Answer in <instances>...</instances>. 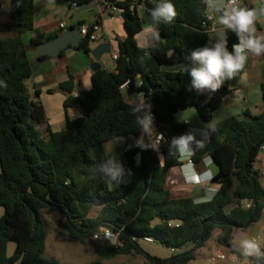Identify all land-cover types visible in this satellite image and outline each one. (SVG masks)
I'll list each match as a JSON object with an SVG mask.
<instances>
[{
    "label": "trees",
    "instance_id": "1",
    "mask_svg": "<svg viewBox=\"0 0 264 264\" xmlns=\"http://www.w3.org/2000/svg\"><path fill=\"white\" fill-rule=\"evenodd\" d=\"M248 1L243 0L244 5ZM107 2L121 10L126 32L119 43L117 66L95 71L92 89L79 90L77 97L73 77L60 85L69 94L65 109L81 111L80 117L67 118L64 131L52 130L43 104L31 99L28 88L33 72L22 36L34 28V0H11L9 20L0 23L4 35L0 39V264H59L43 258L45 209L59 211L69 238L82 244L97 232L119 233L121 245H98L101 261L135 254L143 264H189L217 234V245L240 261L264 264V247L259 248L260 255L245 256V250L232 243L235 230L248 229L263 217L264 187L256 163L264 146V111L210 124L208 139L194 145L195 165L209 157L218 168L212 181L219 188L210 200L173 198L169 186L171 170L181 165L174 142L191 136L189 126L177 119L180 109L193 105L202 118L232 94L227 84L216 92L198 91L184 72L194 52L215 45L202 28V0H170L177 13L171 23L151 17L165 0ZM138 6L145 8L143 17ZM145 24L154 31V45L147 49L135 40ZM225 39L232 52V45L239 42L236 33L227 29ZM42 41V37L33 39L34 44ZM90 45L82 39L76 49L91 54ZM127 81L130 94L143 95L142 104L124 100L122 86ZM261 96L264 107V82ZM149 113L165 137L161 154L124 151L122 168L127 177L111 189L115 177L107 171H114L107 148L138 138L143 127L138 120ZM146 238L171 249L173 255L151 256L141 246ZM11 242L15 250L9 256ZM187 246L192 248L177 252Z\"/></svg>",
    "mask_w": 264,
    "mask_h": 264
},
{
    "label": "crops",
    "instance_id": "2",
    "mask_svg": "<svg viewBox=\"0 0 264 264\" xmlns=\"http://www.w3.org/2000/svg\"><path fill=\"white\" fill-rule=\"evenodd\" d=\"M75 1L79 5L77 9L72 8V2L64 0H34V28L22 36L31 66H37L41 59L46 58L37 56V48L40 44L55 40L65 31H78V28L83 24H99V39L91 42L90 48L94 50L101 44H109L111 46V54L104 56L100 64L101 68L115 70L117 63L114 58L118 56L119 43L126 38L121 10L115 13L109 11L104 7L101 0ZM260 2L264 3V0H260ZM244 7L255 8L251 0ZM79 8L84 9V11H80L81 9ZM259 10L257 9L258 12ZM137 11L141 17L145 15V8L143 6H138ZM262 15L264 16V14ZM263 19L264 17H261L256 23L257 35H264L262 31ZM62 23L66 24L65 29L60 28V24ZM226 30L221 25V28L217 32L210 33L212 43L216 44L220 42V33L223 32L225 37ZM153 35V28L149 24H145L141 33L135 38L137 45L144 49L153 47ZM2 37L4 35H1ZM38 37H42L43 41L40 44H34L33 39ZM94 62L92 54L80 51L76 49V46L70 45L59 57H49L48 62L40 65L33 72V76L28 82L31 99L43 104L53 131H64L66 129L67 118L76 119L81 116V111L76 107L68 110L65 109V101L69 94L61 89L60 85L73 77L75 80L74 96L78 95L79 90L90 91L92 89V75L94 73L91 70V65ZM195 63L194 61H187L188 69L195 66ZM244 72L246 73L245 80L253 77L254 73L249 68H245ZM263 82L264 76L256 79V89L252 92L249 86L237 85L236 83L231 84L230 79H225L223 85L227 84L232 94L217 110L213 111L211 123H201V118L195 108L180 112L177 115V119L180 122H189L191 136L199 137L200 141L206 140L209 137L210 124L221 122L230 117L247 119V116H259L263 113L264 107L261 96V84ZM197 90L205 91L210 89ZM123 96L124 100L130 105L138 106L144 102L142 94H130L127 89L123 90ZM253 96H256L257 99L254 104L252 103ZM241 109H243V114L239 116L236 112ZM132 141H124L123 148L121 149L116 148L119 142L108 146L107 149L113 163L114 158L117 157L121 158V165H123L125 148ZM191 151L192 147H189V154L181 155L183 157L181 165L171 170L169 186L172 197H193L197 202L210 200L219 188L212 181L213 176L217 173V170L214 168L215 164L208 157L199 165H189L187 158Z\"/></svg>",
    "mask_w": 264,
    "mask_h": 264
},
{
    "label": "rangeland",
    "instance_id": "3",
    "mask_svg": "<svg viewBox=\"0 0 264 264\" xmlns=\"http://www.w3.org/2000/svg\"><path fill=\"white\" fill-rule=\"evenodd\" d=\"M0 23H5L10 17V4L11 0H0ZM256 9L264 8V3L260 0H251ZM262 31L264 32V23H262ZM0 34V39H1ZM245 68H249L253 71V77L249 80L241 79L237 76L231 79V84L249 86L250 89L255 91V80L264 76V65L261 56H254L248 54V60ZM248 87V88H249ZM126 95V94H125ZM254 95V94H253ZM253 104L256 103V96L252 97ZM237 115L242 116L243 109L237 110ZM231 115V114H224ZM126 141H130L127 139ZM124 141H120L116 148H123ZM121 158H114L113 168L116 172L114 180L110 182L111 189H115L118 185L124 181L127 173L124 171L121 165ZM214 168L218 171L217 166ZM256 169L260 172V181L264 187V152L260 153L258 161L256 163ZM3 215V209L0 208V216ZM42 216L46 225V242L43 258L57 261L59 264H92L93 262L100 261L103 264H143V259L139 255L126 254L121 255L112 260H102L99 257L96 243L92 238L88 240L86 244H82L79 241L72 240L67 235L64 228V218L62 214L57 210L45 209L42 211ZM217 234L211 238L203 248L199 249L195 253V260L189 264H238L240 260L238 256L233 254L228 248L219 247L216 242ZM250 240L255 242L259 248L264 247V212L263 217L259 223H256L248 229H237L233 233L232 243L241 250H245L243 247V241ZM141 246L145 252L151 256L159 258H167L173 255V251L163 245L141 242ZM192 248V246L184 247L177 252H185ZM15 244L9 243L8 255L11 256L14 253ZM224 255L226 259H221L220 256Z\"/></svg>",
    "mask_w": 264,
    "mask_h": 264
},
{
    "label": "clouds",
    "instance_id": "4",
    "mask_svg": "<svg viewBox=\"0 0 264 264\" xmlns=\"http://www.w3.org/2000/svg\"><path fill=\"white\" fill-rule=\"evenodd\" d=\"M206 8H211L214 12H222L218 17V24L225 29L236 33L239 40L233 44V51H228L224 33L221 32L220 42L213 47H204L193 53L195 66L188 70L191 77L192 85L199 90L210 89L213 92L218 91L224 84L225 79H234L239 76L241 79L246 78L244 72L248 53L254 56L264 55V35H257L256 23L264 14V8L259 12L255 8L240 7L238 0H205ZM177 13L175 6L170 0L160 3L152 12L151 17L154 21L159 22L161 19L165 23H171ZM211 18V17H209ZM138 110V109H137ZM146 132H150V118L138 120ZM192 136L182 137L175 141L179 146L180 155L189 154V142ZM194 149V147H193ZM115 177L116 172L107 169ZM245 249L244 255H260L259 246L250 240L242 242Z\"/></svg>",
    "mask_w": 264,
    "mask_h": 264
},
{
    "label": "built area",
    "instance_id": "5",
    "mask_svg": "<svg viewBox=\"0 0 264 264\" xmlns=\"http://www.w3.org/2000/svg\"><path fill=\"white\" fill-rule=\"evenodd\" d=\"M102 4L104 7L111 11V12H119L120 9H118L115 6H111L107 0H101ZM203 2V7H204V21L202 23V28L205 32L207 33H215L217 32L220 28L221 25L218 24L217 20L219 15H222V12H214L211 8H206L205 0H202ZM216 0H214V3ZM226 3L227 0H224ZM238 4L240 7H244V2L243 0H238ZM79 7L78 3L76 1L72 2V8L77 9ZM211 17V18H209ZM264 21V19H263ZM61 29L66 28V24L62 23L60 24ZM79 34L82 39H88L90 42H95L99 39L98 32L100 31V26L99 24H83L78 28ZM118 56H115V60H117ZM187 61H194L193 57L188 58ZM130 81H127L123 86L122 89H127ZM141 84L139 83L138 86ZM77 97V95L75 96ZM150 118V132H146L144 128L142 127V131L139 135L138 138L134 139L126 148L125 151L129 150H134L137 152H142L144 150H150L155 152L157 155L161 154V149L162 145L165 142V137L164 135L158 130L155 120H154V115L152 113H149L146 117V119ZM185 125L189 126V122L186 121L184 122ZM194 143H190L188 147H192V151L190 155L187 158V163L189 165H194L192 161V157L194 155ZM261 150L264 152V146H262ZM137 162H140V154L137 155ZM92 239L98 243L99 245H105L107 242H111L114 245H121L120 240H119V233H113L109 230L97 232L92 236ZM145 241L147 243H153V240L150 238H146ZM221 259H226L224 255L220 256ZM238 264H251V262L246 259L244 261H240Z\"/></svg>",
    "mask_w": 264,
    "mask_h": 264
},
{
    "label": "water",
    "instance_id": "6",
    "mask_svg": "<svg viewBox=\"0 0 264 264\" xmlns=\"http://www.w3.org/2000/svg\"><path fill=\"white\" fill-rule=\"evenodd\" d=\"M96 3V2H94ZM96 5V4H95ZM81 9V8H79ZM80 11H84V9H81ZM262 18L264 17L263 15L261 16ZM82 41V38L79 34V31L77 30H69V31H65L63 32L61 35H59L55 40L51 41V42H46L43 44H40L37 48V56L38 57H46L44 59H41L39 61V63L37 64V66L32 67V72H35L36 69L48 62L49 57H59V55L66 50L70 45L72 46H78L80 44V42ZM92 57L94 59V63L91 65V70L93 72L101 69V64L100 61L102 60V58L106 55H110L111 54V46L109 44H101L98 47H96L94 50H92L91 52ZM189 69H184V72H187ZM229 97H227L226 99H228ZM194 108L193 105L190 106H186V107H182L180 109V112L186 111L187 109H191ZM212 121V116L211 115H207L204 116L200 119V122L203 124H209ZM192 140L191 143L197 144L198 142H200V138L193 136L192 135ZM183 161V157L180 156V162ZM212 162H214L212 160ZM248 201L245 200L244 204L247 205Z\"/></svg>",
    "mask_w": 264,
    "mask_h": 264
}]
</instances>
